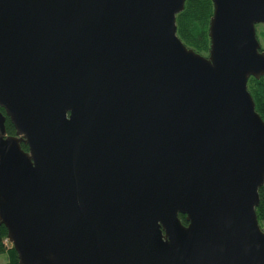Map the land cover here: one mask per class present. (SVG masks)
<instances>
[{
	"label": "water",
	"instance_id": "95a60500",
	"mask_svg": "<svg viewBox=\"0 0 264 264\" xmlns=\"http://www.w3.org/2000/svg\"><path fill=\"white\" fill-rule=\"evenodd\" d=\"M185 2L0 0L20 264H264V0H213L208 55L177 33Z\"/></svg>",
	"mask_w": 264,
	"mask_h": 264
},
{
	"label": "trees",
	"instance_id": "16d2710c",
	"mask_svg": "<svg viewBox=\"0 0 264 264\" xmlns=\"http://www.w3.org/2000/svg\"><path fill=\"white\" fill-rule=\"evenodd\" d=\"M214 11L213 0H186L185 7L177 14V33L189 46L202 54L208 55L210 51L209 25L210 18ZM262 49L264 45V30L258 32ZM248 89L254 97L256 109L264 118V77L251 75L248 79ZM6 129L13 132L14 124L7 117ZM25 149H29L28 144L22 142ZM259 222L264 228V186L260 188V202L256 207ZM184 223L187 222L185 214L180 213ZM6 253L7 260L0 264H20L18 252L13 244L8 240L7 226L0 222V254Z\"/></svg>",
	"mask_w": 264,
	"mask_h": 264
},
{
	"label": "rangeland",
	"instance_id": "374dc122",
	"mask_svg": "<svg viewBox=\"0 0 264 264\" xmlns=\"http://www.w3.org/2000/svg\"><path fill=\"white\" fill-rule=\"evenodd\" d=\"M264 30V23L257 24V31H263ZM262 44L264 45V41H262ZM7 260L6 253L0 254V263H3Z\"/></svg>",
	"mask_w": 264,
	"mask_h": 264
},
{
	"label": "flooded vegetation",
	"instance_id": "af4514ba",
	"mask_svg": "<svg viewBox=\"0 0 264 264\" xmlns=\"http://www.w3.org/2000/svg\"><path fill=\"white\" fill-rule=\"evenodd\" d=\"M0 110L3 112V113H6V110H5V108L3 107V106H0ZM7 117H9V116H6V120H7ZM10 118V117H9ZM11 120V119H10ZM5 123H6V121H5ZM7 130V129H6ZM7 134H16V128H15V130L13 131V132H11V131H8L7 130ZM187 223V222H186Z\"/></svg>",
	"mask_w": 264,
	"mask_h": 264
}]
</instances>
